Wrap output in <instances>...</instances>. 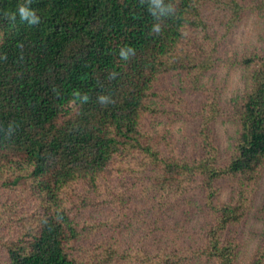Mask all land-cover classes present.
Wrapping results in <instances>:
<instances>
[{
    "label": "trees",
    "instance_id": "1",
    "mask_svg": "<svg viewBox=\"0 0 264 264\" xmlns=\"http://www.w3.org/2000/svg\"><path fill=\"white\" fill-rule=\"evenodd\" d=\"M19 6L38 23L22 20ZM257 16L263 0H0V190L35 199L0 240V264H264V211L254 212L264 182V46L232 51ZM231 69L245 72V90L230 114L200 91L212 72ZM170 77L177 88L158 92ZM155 102L198 118L188 155L166 153L143 129ZM225 121L239 131L223 156L214 133ZM120 156L136 174L152 173L138 196L147 209H127L121 193L124 215L146 226L147 251L107 241L77 256L80 222L62 196L79 183L98 194ZM198 209L208 224L201 243L186 245L176 229L153 238Z\"/></svg>",
    "mask_w": 264,
    "mask_h": 264
},
{
    "label": "rangeland",
    "instance_id": "2",
    "mask_svg": "<svg viewBox=\"0 0 264 264\" xmlns=\"http://www.w3.org/2000/svg\"><path fill=\"white\" fill-rule=\"evenodd\" d=\"M256 1L261 3L262 0H254V3ZM234 43L236 46V50H232L234 52L248 49L255 43L264 46V20L257 16L244 22L233 40L232 46ZM198 59L199 61L203 60L201 57ZM244 78L245 72L239 69L212 72L201 85L203 89L206 88L205 92L200 91V93L209 99L208 101H216L221 109L222 107L226 109L225 113L231 114V110L235 109L245 90ZM176 86V80L172 77L166 78L157 91L167 93L170 88H177ZM183 87L192 88L191 82L184 81ZM186 92L187 98H194L191 89ZM196 101L198 102V100ZM153 105L156 106L158 112L144 117L143 129L152 134L154 142H165L163 149L166 153H173L174 150L179 155H188L192 147L197 145L198 118L176 116L177 113L174 111L176 109L172 105L167 107L166 104L160 105L157 102ZM192 113L195 114V110ZM238 131L237 125L231 121L222 122L215 128L214 136L223 156L229 155L233 151ZM121 163H124V167L121 166ZM132 163L136 164L132 159L128 161V158L117 157L109 172L103 177L98 194L88 193L89 190L86 186L79 183L62 196L72 216L80 222L82 238L73 250L77 256H80L82 246L94 248L96 243H108L107 241H111L113 246L120 247V249L122 247L128 250L147 251L143 250V246L141 248L139 241L146 232V226L139 218H133L131 212L124 215L121 193H126L127 197L129 196L132 200L127 209H133L134 206L138 210L147 209L149 206L142 205L138 196L143 195L141 186L144 182H148L149 178L151 179L152 173L136 174L131 167L127 166ZM259 187L254 212L261 217L264 211L262 209L264 208V182ZM133 198L137 199L136 202ZM34 208L35 199L32 198L30 191L18 190L13 193L1 189L0 216H4L2 221L11 229H7L0 221V240L14 235L23 225L22 218L19 217L29 214ZM195 211L187 222L181 215H175L172 221L164 226V230L151 233L153 238L156 236L157 239H161L162 233L165 232L168 235L163 237L167 241L172 237V231L176 229L175 232L180 233L181 239L186 245L201 243L208 224L201 214V210ZM113 230H116L115 233L112 232ZM148 251L151 250L148 249Z\"/></svg>",
    "mask_w": 264,
    "mask_h": 264
},
{
    "label": "clouds",
    "instance_id": "3",
    "mask_svg": "<svg viewBox=\"0 0 264 264\" xmlns=\"http://www.w3.org/2000/svg\"><path fill=\"white\" fill-rule=\"evenodd\" d=\"M19 13L22 20H28L31 24L38 23V17H36L34 12L29 11L28 7L19 6ZM12 18L14 19V16ZM121 55L124 56V58H127L126 53L122 52Z\"/></svg>",
    "mask_w": 264,
    "mask_h": 264
}]
</instances>
